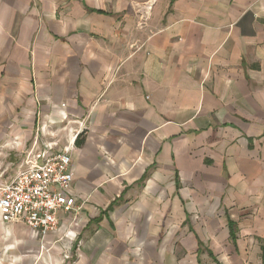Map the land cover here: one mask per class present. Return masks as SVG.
<instances>
[{
	"label": "crops",
	"instance_id": "crops-1",
	"mask_svg": "<svg viewBox=\"0 0 264 264\" xmlns=\"http://www.w3.org/2000/svg\"><path fill=\"white\" fill-rule=\"evenodd\" d=\"M78 136L0 264H264V0H0V186Z\"/></svg>",
	"mask_w": 264,
	"mask_h": 264
},
{
	"label": "built area",
	"instance_id": "built-area-1",
	"mask_svg": "<svg viewBox=\"0 0 264 264\" xmlns=\"http://www.w3.org/2000/svg\"><path fill=\"white\" fill-rule=\"evenodd\" d=\"M151 6L147 5L149 11ZM43 151L26 157V168L0 186V220L20 223L38 233L41 240L57 231V215L76 213V200L68 194L72 184L71 150ZM43 248V247H42Z\"/></svg>",
	"mask_w": 264,
	"mask_h": 264
},
{
	"label": "trees",
	"instance_id": "trees-1",
	"mask_svg": "<svg viewBox=\"0 0 264 264\" xmlns=\"http://www.w3.org/2000/svg\"><path fill=\"white\" fill-rule=\"evenodd\" d=\"M80 138H79V136L77 137V139L75 140V142H74V145L75 146H78V145H80V140H79ZM262 259H263V263H264V242H263V246H262Z\"/></svg>",
	"mask_w": 264,
	"mask_h": 264
}]
</instances>
